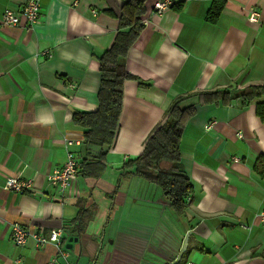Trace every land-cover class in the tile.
I'll list each match as a JSON object with an SVG mask.
<instances>
[{"label":"crops","instance_id":"1","mask_svg":"<svg viewBox=\"0 0 264 264\" xmlns=\"http://www.w3.org/2000/svg\"><path fill=\"white\" fill-rule=\"evenodd\" d=\"M124 1L39 0V24L29 29L1 25L4 10L26 0H0V264H264V96L200 107L187 122L180 167L193 191L184 214L121 168L142 153L176 97L264 85V0H223L215 24L205 21L215 0H172L149 15L123 61L134 79L123 83L104 171L79 173L64 201L47 183L65 163L63 139L83 143L73 113L98 108L97 57L114 40ZM252 11L259 23L249 22ZM82 143L73 147L79 161L100 150ZM7 178L31 180L35 194L4 190ZM14 223L60 229L59 248L14 246Z\"/></svg>","mask_w":264,"mask_h":264},{"label":"trees","instance_id":"2","mask_svg":"<svg viewBox=\"0 0 264 264\" xmlns=\"http://www.w3.org/2000/svg\"><path fill=\"white\" fill-rule=\"evenodd\" d=\"M147 1L123 2L119 29L114 40L110 47L97 57L100 75L98 108L95 112H75L72 115V123L83 129L82 144L100 147L98 153H87L80 159L79 173L84 177H99L106 167L108 148L112 146L117 134L123 83L134 79L126 71L123 61L143 30L141 21L147 12ZM173 7L172 5L171 8ZM223 8V0L213 1L205 21L215 24ZM263 96L264 85H250L233 91L199 92L176 97L167 108L162 123L147 138L142 153L126 161L121 167L122 170L155 184L161 189L171 208L178 215L184 214L186 199L193 191L187 174L180 167L179 145L187 122L197 114L200 107L230 105L236 101L245 106ZM257 114L264 119V103L257 104ZM262 160V157L257 159L259 166ZM257 169L259 171V168Z\"/></svg>","mask_w":264,"mask_h":264},{"label":"built area","instance_id":"3","mask_svg":"<svg viewBox=\"0 0 264 264\" xmlns=\"http://www.w3.org/2000/svg\"><path fill=\"white\" fill-rule=\"evenodd\" d=\"M172 5V0H157L142 18L141 24L144 26L148 23L147 17L149 15H161L164 11L171 9ZM40 17L41 8L39 0H26L23 8L19 11L5 9L1 16V25L9 27H20L24 25V27L33 29L39 24ZM248 20L250 23H259V14L252 11ZM205 129L209 130L210 126H205ZM237 137L241 139L242 135L238 133ZM63 142L66 153L65 163L60 169L48 175L46 180L49 186L56 191L57 198L64 201L67 198L72 183L77 179L80 172V162L75 157L73 147L79 146L82 142L68 137H65ZM234 161H238V159H234ZM3 189L19 195L35 194L33 182L20 178H7L4 182ZM259 217L261 222L264 223V211L259 213ZM61 234L60 229H52L47 232L43 229L30 230L18 223H14L11 226L10 241L16 247H22L28 242H33L38 248H43L49 244H53L59 248ZM58 251L60 252V250ZM67 256L66 253H61L63 259H66ZM48 264H57L56 258L52 259Z\"/></svg>","mask_w":264,"mask_h":264}]
</instances>
